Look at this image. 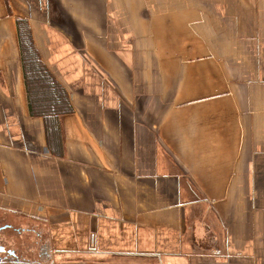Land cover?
<instances>
[{"label": "crops", "instance_id": "0c3cea01", "mask_svg": "<svg viewBox=\"0 0 264 264\" xmlns=\"http://www.w3.org/2000/svg\"><path fill=\"white\" fill-rule=\"evenodd\" d=\"M0 214L33 238L0 264H264V0H0Z\"/></svg>", "mask_w": 264, "mask_h": 264}, {"label": "trees", "instance_id": "16d2710c", "mask_svg": "<svg viewBox=\"0 0 264 264\" xmlns=\"http://www.w3.org/2000/svg\"><path fill=\"white\" fill-rule=\"evenodd\" d=\"M18 29L30 113L44 118L50 147L59 153L62 148L60 117L73 112L71 99L66 88L42 62L26 21H19Z\"/></svg>", "mask_w": 264, "mask_h": 264}, {"label": "rangeland", "instance_id": "374dc122", "mask_svg": "<svg viewBox=\"0 0 264 264\" xmlns=\"http://www.w3.org/2000/svg\"><path fill=\"white\" fill-rule=\"evenodd\" d=\"M21 221L26 220H24L23 217L15 219L8 217V214H0V252L3 254V257H6V259L12 256L7 251L8 249H12L14 243H17V246L25 248L27 247V242L33 239L31 238V235L26 233L27 231L23 234L19 233L20 229L18 228L22 225L21 223L25 226L29 225L28 223ZM13 253L14 251L11 250V254Z\"/></svg>", "mask_w": 264, "mask_h": 264}, {"label": "flooded vegetation", "instance_id": "af4514ba", "mask_svg": "<svg viewBox=\"0 0 264 264\" xmlns=\"http://www.w3.org/2000/svg\"><path fill=\"white\" fill-rule=\"evenodd\" d=\"M8 252V251H7ZM9 253V252H8ZM3 259V254L0 252V261Z\"/></svg>", "mask_w": 264, "mask_h": 264}]
</instances>
